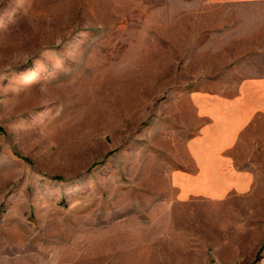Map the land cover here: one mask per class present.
Here are the masks:
<instances>
[{
  "label": "rangeland",
  "instance_id": "1",
  "mask_svg": "<svg viewBox=\"0 0 264 264\" xmlns=\"http://www.w3.org/2000/svg\"><path fill=\"white\" fill-rule=\"evenodd\" d=\"M263 72V0H0V264H264V185L177 181Z\"/></svg>",
  "mask_w": 264,
  "mask_h": 264
},
{
  "label": "crops",
  "instance_id": "2",
  "mask_svg": "<svg viewBox=\"0 0 264 264\" xmlns=\"http://www.w3.org/2000/svg\"><path fill=\"white\" fill-rule=\"evenodd\" d=\"M243 90L238 101H221L211 108L197 105L206 125L202 135L190 143L191 169L177 174L186 193L222 199L250 190L252 185H264V72L263 81Z\"/></svg>",
  "mask_w": 264,
  "mask_h": 264
},
{
  "label": "bare ground",
  "instance_id": "3",
  "mask_svg": "<svg viewBox=\"0 0 264 264\" xmlns=\"http://www.w3.org/2000/svg\"><path fill=\"white\" fill-rule=\"evenodd\" d=\"M101 98H102V95H101V97H99V99H101ZM104 100H105V99H104ZM96 101H97V100H96ZM101 101H102V100H101ZM101 101H100V102H101ZM105 101H106V100H105ZM105 101H104V102H105ZM116 101H117V100H116ZM102 103H103V102H102ZM96 104H97V103H95V105H96ZM116 104H117V103H116ZM116 104H113V105L110 106V107H115L114 109H116V108H117V105H116ZM102 106H103V105H102ZM102 106H100V107H102ZM91 107H93V106H91ZM96 108H97V107H96ZM89 109H90V108H89ZM99 109H100V108H99ZM99 109H98V110H99ZM103 109H104V107H103ZM103 109H102V110H103ZM88 111H89V110H88ZM88 111H87V112H88ZM92 113H93V112H92ZM92 113H91V114H92ZM87 115H88V114H87ZM94 115H95V113H94ZM102 115H103V113L100 112V110L97 111L94 120H95V121H96V120L98 121V120L100 119V117H102ZM88 116L90 117V115H88ZM104 117H106V116H104ZM109 117H110V116H109ZM94 120H93V121H94ZM100 120H101V119H100ZM102 120H104V119H102ZM102 122L104 123L105 120L102 121ZM99 123H100V122H99ZM105 123H106V122H105Z\"/></svg>",
  "mask_w": 264,
  "mask_h": 264
}]
</instances>
